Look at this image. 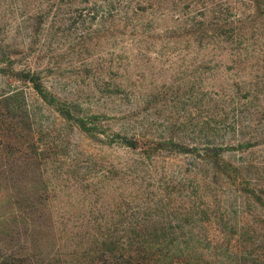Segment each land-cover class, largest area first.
<instances>
[{"label": "rangeland", "instance_id": "374dc122", "mask_svg": "<svg viewBox=\"0 0 264 264\" xmlns=\"http://www.w3.org/2000/svg\"><path fill=\"white\" fill-rule=\"evenodd\" d=\"M0 142V264L143 214L264 264V0H0Z\"/></svg>", "mask_w": 264, "mask_h": 264}, {"label": "trees", "instance_id": "16d2710c", "mask_svg": "<svg viewBox=\"0 0 264 264\" xmlns=\"http://www.w3.org/2000/svg\"><path fill=\"white\" fill-rule=\"evenodd\" d=\"M36 89L39 91L37 86ZM35 199L40 207L32 209V212H41L46 207L48 210V196L44 191ZM20 200L25 201L26 198ZM188 209L191 211L187 210L189 212L185 216L194 218L201 212H207L200 206ZM141 219L124 229V235L117 239L110 238L107 233L110 226H104L100 235L93 236L88 248L83 247L82 242H75L64 253L59 246L53 256L37 259L35 264H247L250 256L256 257L253 264H260L257 253L245 251V248L253 246L248 242L250 239L241 238L250 234L249 228L230 240L204 235L200 229L198 233L184 231L178 223L176 228L169 227V224L147 219L144 214ZM204 224L201 223L202 228Z\"/></svg>", "mask_w": 264, "mask_h": 264}]
</instances>
